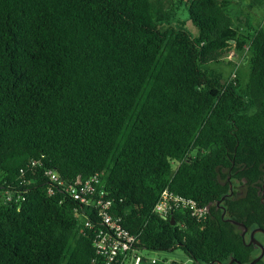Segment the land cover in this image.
I'll return each mask as SVG.
<instances>
[{
	"label": "trees",
	"instance_id": "obj_1",
	"mask_svg": "<svg viewBox=\"0 0 264 264\" xmlns=\"http://www.w3.org/2000/svg\"><path fill=\"white\" fill-rule=\"evenodd\" d=\"M182 2L195 35L162 28ZM240 2L264 0H0V264H120L71 193L94 176L136 253L259 256L240 224L264 228V27ZM166 189L204 216L159 214Z\"/></svg>",
	"mask_w": 264,
	"mask_h": 264
},
{
	"label": "built area",
	"instance_id": "obj_2",
	"mask_svg": "<svg viewBox=\"0 0 264 264\" xmlns=\"http://www.w3.org/2000/svg\"><path fill=\"white\" fill-rule=\"evenodd\" d=\"M231 52H233V54L231 56L228 55L227 58H231L233 55L238 57L235 51ZM51 177L54 180H58L57 175L53 172H51ZM95 181H97L96 176L84 182H78L75 186L71 187L72 196L81 203L100 208L99 210L97 209L98 214L105 223L107 231L101 234L96 243L99 252L106 255L109 262L120 257V264H125L130 256L133 255V253L135 254L136 251H134V248L140 235L126 230L120 222L114 218L109 211L111 205L110 200L104 201L101 198L94 200L92 198V195L95 192ZM180 204L192 209L194 214L199 217L204 216V213L207 211V208L198 207L197 203L193 200H186L180 196L171 194L168 189L163 192L162 197L155 206V210L162 216L166 217L169 209L172 208L173 205L178 206ZM86 225L93 227V224L89 220H87Z\"/></svg>",
	"mask_w": 264,
	"mask_h": 264
},
{
	"label": "rangeland",
	"instance_id": "obj_3",
	"mask_svg": "<svg viewBox=\"0 0 264 264\" xmlns=\"http://www.w3.org/2000/svg\"><path fill=\"white\" fill-rule=\"evenodd\" d=\"M240 3V8H242L243 12L245 13V16H243L245 21L246 19H249L254 28H259L262 26L264 27V3L263 5H258L253 4L252 2H246L248 6L246 5V3ZM168 25H173L177 28H185L190 32L191 35H195L197 32L196 28L189 19V10L185 2H182L178 5L177 17L171 19L168 24H163L162 28H165ZM232 54L233 52L228 55L231 56ZM233 58L235 59L233 60ZM228 59L231 60L232 63L235 64V66H237L236 62L234 61L240 58L235 57V55H233L231 58ZM239 61L238 63L240 65V68L242 69L243 74L246 75V73L248 72V62H245V60L242 61V59H240ZM223 66L220 67L219 70H222L223 72H221L224 73L225 76H229L232 70V64L228 65L225 63V65ZM214 67L216 66H210V68ZM258 237L264 240V234L258 233ZM125 264H195V261L191 259V257L186 254L181 248H177L174 250L142 249L139 250L137 253L135 252V254L133 253V255L130 256V258L125 262Z\"/></svg>",
	"mask_w": 264,
	"mask_h": 264
},
{
	"label": "water",
	"instance_id": "obj_4",
	"mask_svg": "<svg viewBox=\"0 0 264 264\" xmlns=\"http://www.w3.org/2000/svg\"><path fill=\"white\" fill-rule=\"evenodd\" d=\"M81 181V180H80ZM234 223L236 224H239L238 222L234 221ZM240 226H243L244 227V230L242 232V235L244 237V241L246 242V234L249 230L248 227H246L245 225L243 224H240ZM257 233H263L264 234V228L262 227H256L254 229L251 230V233H250V241L248 242V244H255V245H258L260 248H261V253L259 256H257L254 260H252V262L250 264H255L257 263L259 260H261L264 256V244L256 237V234ZM234 261H236V259H233L231 260L230 262L228 263H223L221 261H218V262H213L212 264L214 263H218V264H232ZM238 264H242L240 263L239 261H236Z\"/></svg>",
	"mask_w": 264,
	"mask_h": 264
},
{
	"label": "flooded vegetation",
	"instance_id": "obj_5",
	"mask_svg": "<svg viewBox=\"0 0 264 264\" xmlns=\"http://www.w3.org/2000/svg\"><path fill=\"white\" fill-rule=\"evenodd\" d=\"M250 233H251V231H250V228H249V230H248V232H247V234H246V236L249 234V236H250ZM263 234V233H262ZM246 236H245V238H246ZM256 236H257V238L264 244V240H262V239H260L259 237H258V233L256 234ZM255 245V244H254ZM255 247L256 248H260L258 245H255ZM260 255V254H259ZM264 257V256H263Z\"/></svg>",
	"mask_w": 264,
	"mask_h": 264
}]
</instances>
